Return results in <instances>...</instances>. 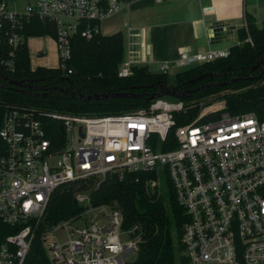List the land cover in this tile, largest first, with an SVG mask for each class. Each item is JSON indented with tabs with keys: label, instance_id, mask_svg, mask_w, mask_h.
Here are the masks:
<instances>
[{
	"label": "built area",
	"instance_id": "1",
	"mask_svg": "<svg viewBox=\"0 0 264 264\" xmlns=\"http://www.w3.org/2000/svg\"><path fill=\"white\" fill-rule=\"evenodd\" d=\"M16 1L0 0V72L15 73L25 31L38 19L54 25L57 69L71 75L72 40L103 35V23L138 0H29L23 13L10 10ZM230 54L183 52L157 73ZM132 67L123 62L119 77H130ZM127 173L155 177L148 185L159 194L171 182L188 216L185 264H264V118L232 115L223 100L161 97L147 108L97 117L0 102V225L8 228L0 264H24L54 192L89 181L74 195L85 211L61 222L67 241L54 236L60 223L41 236L50 264H131L141 227H125L120 208L94 205L91 196L107 176L123 180Z\"/></svg>",
	"mask_w": 264,
	"mask_h": 264
},
{
	"label": "trees",
	"instance_id": "2",
	"mask_svg": "<svg viewBox=\"0 0 264 264\" xmlns=\"http://www.w3.org/2000/svg\"><path fill=\"white\" fill-rule=\"evenodd\" d=\"M54 25L38 19L25 31V37L53 36ZM240 44L230 48L228 58L192 66L175 74L154 73L147 67H132V75L120 78L118 70L124 62L125 37L123 32L99 35L92 40L75 37L72 40L70 68L67 75L59 69L37 67L32 69L27 43L17 50L15 73L0 72V102L16 107L62 111L87 116L123 114L147 108L151 102L134 98L87 100L94 94L110 91H128L137 94H152L161 90V84L171 83L181 91L191 90L186 101L223 100L232 115L254 113L264 118V71L250 70L264 55V26L246 17V27L238 29ZM219 74L221 77L197 79L204 75ZM226 75V77H223ZM8 77L14 81H25L31 88L29 94L11 90L1 80ZM225 86H212L202 91L205 84L229 82ZM190 81L193 83L188 84ZM84 95L85 98H80ZM161 98L173 99L161 96ZM155 180L143 174L127 173L123 180L115 174L107 176L102 185L92 192L94 205H114L125 215V227L139 225L142 242L136 260L131 264H185L182 258L183 233L188 216L179 204L171 182L167 193L151 190L148 183ZM89 184L75 182L60 186L53 194L46 216L32 243L24 264H50L41 236L59 223L78 218L85 211L75 200V192L90 188ZM0 225V240L8 232ZM5 230V233H4Z\"/></svg>",
	"mask_w": 264,
	"mask_h": 264
},
{
	"label": "crops",
	"instance_id": "3",
	"mask_svg": "<svg viewBox=\"0 0 264 264\" xmlns=\"http://www.w3.org/2000/svg\"><path fill=\"white\" fill-rule=\"evenodd\" d=\"M260 2L264 4V0H165L161 4L138 0L118 16L106 20L102 28L110 31L105 36L123 32L124 62L156 73L162 63H173L183 52L193 55L230 49L232 46L221 44L232 41L238 30L221 42L212 26H236L235 19L242 14L246 27L247 10L254 11Z\"/></svg>",
	"mask_w": 264,
	"mask_h": 264
},
{
	"label": "rangeland",
	"instance_id": "4",
	"mask_svg": "<svg viewBox=\"0 0 264 264\" xmlns=\"http://www.w3.org/2000/svg\"><path fill=\"white\" fill-rule=\"evenodd\" d=\"M28 3L29 0H17L14 3H11L9 7L10 10L13 12L23 13L25 12V8ZM247 12L249 16H253L255 18L260 27L264 26V4L262 2H260V4L255 5L254 11L249 9L247 10ZM131 21H133V17L131 18ZM235 22L237 30L243 28L245 24L243 15L241 14L238 18H236ZM102 33L103 35H106L110 33V31L103 26ZM240 41L241 40L238 36V33L235 32L234 39L232 41L224 42L223 44H221V46H234L237 45ZM27 46L29 49V57L32 68L36 69L37 67H44L48 69H57L60 66L56 45L51 37H30L27 40ZM180 71V69H173L172 71H170L168 76L169 79L172 80L175 74ZM211 99L212 98H207L206 100L211 101ZM149 188L151 190H154L150 186ZM160 189H155L154 191H159ZM79 225H81V223L78 221L74 224V226ZM62 226H65V223H60L56 227V230L54 231V236L58 242L65 243L68 239L67 229ZM136 258L137 256L131 257V261L136 260Z\"/></svg>",
	"mask_w": 264,
	"mask_h": 264
},
{
	"label": "water",
	"instance_id": "5",
	"mask_svg": "<svg viewBox=\"0 0 264 264\" xmlns=\"http://www.w3.org/2000/svg\"><path fill=\"white\" fill-rule=\"evenodd\" d=\"M214 33L216 34V37H218L221 42L224 41L223 39L226 38L228 35H233L234 32L237 30L236 26H228L224 28V25L221 24H215L212 26ZM261 70L262 72L264 71V55L257 61V63L252 67L250 70V74L257 71ZM215 78L218 77L220 78L221 76L219 74H210V75H204L201 76L197 79V81H202L205 78ZM223 77H226V75H223ZM1 79L9 85L11 90H14L16 92H19L21 94H29L27 92V89L31 88L25 81H14L12 79H9L8 77L2 76ZM241 79H232L229 82L225 83H218V84H205L201 90L204 91L207 88H210L212 86H225L229 83L237 82ZM194 81H190L188 84L193 83ZM191 90H184L181 91L179 87L173 86L171 83L168 84H161V90L159 92H156L152 94L151 96H146L145 94H137L133 92H128V91H110L108 93H101V94H94L90 95L87 97V100L92 101V100H108V99H119V98H134L137 100H144L151 102L155 100L156 98H159L161 96L164 97H169L173 99H186L190 94ZM80 98H85L84 95H80Z\"/></svg>",
	"mask_w": 264,
	"mask_h": 264
}]
</instances>
